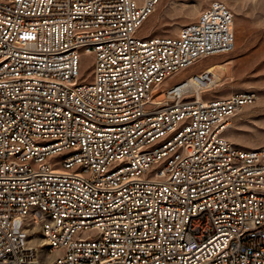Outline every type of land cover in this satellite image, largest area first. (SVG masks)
Instances as JSON below:
<instances>
[{"label": "built area", "instance_id": "built-area-1", "mask_svg": "<svg viewBox=\"0 0 264 264\" xmlns=\"http://www.w3.org/2000/svg\"><path fill=\"white\" fill-rule=\"evenodd\" d=\"M161 1L0 0V264H264V148L227 137L256 92L165 86L234 50L235 15L139 34Z\"/></svg>", "mask_w": 264, "mask_h": 264}, {"label": "rangeland", "instance_id": "rangeland-1", "mask_svg": "<svg viewBox=\"0 0 264 264\" xmlns=\"http://www.w3.org/2000/svg\"><path fill=\"white\" fill-rule=\"evenodd\" d=\"M216 0H162L145 22L139 34L146 36H176L187 24L197 20L200 13ZM224 2L235 15L236 42L232 52L200 61L191 69L179 73L165 86L179 83L192 73L205 69L207 62H226V70L215 68L223 84L204 92L205 98H217L234 92L254 91L256 102L241 110L232 119L227 137L244 150L264 148V0H217ZM93 57L85 55L82 75L93 81ZM159 95L158 99H164ZM39 244L40 240H36ZM43 255L46 249L42 247Z\"/></svg>", "mask_w": 264, "mask_h": 264}, {"label": "bare ground", "instance_id": "bare-ground-1", "mask_svg": "<svg viewBox=\"0 0 264 264\" xmlns=\"http://www.w3.org/2000/svg\"><path fill=\"white\" fill-rule=\"evenodd\" d=\"M218 56H221V55H218ZM206 64H208L207 69H209L210 72H213V70L216 67H219L221 70H226V65H227L226 62H220V63H209V62H207ZM195 73H192L188 78H190L191 76H193ZM176 76H174V77H176ZM223 82H224V79L221 78L218 74H216V80H215V84L213 86H210L208 88H205L204 90H198V89L194 88V91L196 92V95L198 97H203L204 92L210 91V90H212V89H214V88H216L218 86H221V84H223ZM192 84H193V81L188 83V85H192Z\"/></svg>", "mask_w": 264, "mask_h": 264}, {"label": "crops", "instance_id": "crops-1", "mask_svg": "<svg viewBox=\"0 0 264 264\" xmlns=\"http://www.w3.org/2000/svg\"><path fill=\"white\" fill-rule=\"evenodd\" d=\"M199 17V16H198ZM198 19V18H197ZM207 66H208V64H206L205 65V69L207 68ZM176 83H174V84H172V85H170V86H173V85H175Z\"/></svg>", "mask_w": 264, "mask_h": 264}]
</instances>
